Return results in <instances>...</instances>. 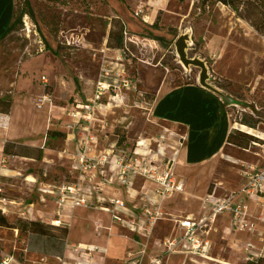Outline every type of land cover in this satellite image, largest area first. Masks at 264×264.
Segmentation results:
<instances>
[{
    "label": "rangeland",
    "instance_id": "374dc122",
    "mask_svg": "<svg viewBox=\"0 0 264 264\" xmlns=\"http://www.w3.org/2000/svg\"><path fill=\"white\" fill-rule=\"evenodd\" d=\"M144 1L155 9L163 7L158 16V28L146 24L140 17H133L136 0H30L34 17L23 15L21 23L0 39V96L12 97L8 123L13 143L17 145L13 149H26L33 154V157L6 155L0 149V171L23 168L25 172L30 170L36 180L31 185L23 176L0 175V199L4 198L0 200V207H10L4 212L0 210L10 223L33 217L44 221L48 227V234L39 235L0 226V264L3 259L8 262L28 260V264L31 260L56 262V256L64 248L67 235L44 216H36L37 208L41 214L48 208L47 202L41 200L44 195L39 188L45 183L71 178L63 138L48 134L60 127V119L55 117L61 114V109L87 103L99 79H105L106 84L115 80L119 83L117 93L105 89L101 99L102 111H106L109 123L107 136L99 133L104 138L102 144L117 137L119 141L128 138L132 141L140 140L137 137L141 135H145V139L155 135L160 124L153 121L150 114L149 98L158 80L170 75L171 84H199L201 67L185 65L178 56L175 40L180 35L185 38L186 57L203 61L206 84L219 89L215 91L220 93L232 125L254 121L257 134L249 136L236 127L232 145L220 158L188 168L186 192L173 198L172 205L190 211L197 203L195 196L203 195L209 187L213 189L216 182L233 187L241 185V163L263 165L264 145H254L251 140L263 141L260 137H264V35L220 0H167L164 6L156 0ZM20 2L14 0L15 6ZM140 3L144 2L136 5ZM153 13L156 15V10ZM122 19L128 23L127 28ZM111 29L121 30L123 47L108 46ZM153 35L163 38L157 40ZM110 41L112 43V39ZM42 75L46 81H42ZM124 76L133 78L130 87L122 85ZM43 92L51 95V112L46 106L35 105V98ZM247 147V151L243 150ZM37 149L42 150L39 158ZM254 150L263 156L253 155ZM176 169L184 172L183 165H177ZM13 198L34 201V207L27 212L26 207L6 201ZM22 210L25 214H20ZM214 236L215 256L221 260L231 256L237 263L244 264L237 249L229 251L219 234ZM28 252L36 255L25 254ZM199 260L190 257L186 262V256L180 255L170 263L223 264L217 260Z\"/></svg>",
    "mask_w": 264,
    "mask_h": 264
},
{
    "label": "built area",
    "instance_id": "2783aa9c",
    "mask_svg": "<svg viewBox=\"0 0 264 264\" xmlns=\"http://www.w3.org/2000/svg\"><path fill=\"white\" fill-rule=\"evenodd\" d=\"M143 11L144 6L140 4L133 10V14L142 16ZM108 76L105 71V77ZM41 79L47 80L43 75ZM132 82L130 76L122 78L125 87H130ZM118 87L119 83L115 80L106 84L105 79H99L94 95L87 103H76L71 108L63 109L69 117L65 127L75 136V148L71 152L65 150L71 160V178L57 183H45L39 188L44 197L50 195L53 200L54 217L50 222L62 225L60 217L65 205L102 209L110 215L109 225L105 226L109 236L113 234V225H117L128 231L120 233V236L137 243L136 250L127 251L123 264H163L166 255L178 251L207 256L211 249V225L219 215L227 214L228 232L248 235L244 242L246 262L264 256V157L261 166L248 163L241 165L239 174L242 183L236 194L224 195L213 201L205 197L202 204L209 205L205 215L200 218L173 216L165 210L163 201L166 196L184 189V179L175 174L173 164L177 152L187 142V135L181 129H171L160 124V130L147 139L119 141L116 135V139L102 144L104 138L99 133L106 137L109 123L105 118L106 111H102L101 99L105 89L117 93ZM35 105L38 108L46 106L51 112V95L48 92L41 93L35 98ZM168 149L170 154H167ZM138 179L150 181L152 190H136ZM116 185L124 189L123 197L116 195ZM88 188L98 192L95 198L87 191ZM110 192L112 194L106 197V193ZM238 194L241 199H235ZM0 208L3 212L6 210L4 206ZM24 213L21 211V214ZM163 218L172 219L183 229L181 233L171 232L166 235L160 253L151 255L149 239L157 221ZM102 227V223L98 222L96 231L99 232ZM137 230L143 233V238L133 235ZM71 247L74 252L85 254V257L66 260L65 256H58L57 264H104L95 262L93 253H105V248L83 243ZM7 263V259L2 260V264Z\"/></svg>",
    "mask_w": 264,
    "mask_h": 264
},
{
    "label": "crops",
    "instance_id": "0c3cea01",
    "mask_svg": "<svg viewBox=\"0 0 264 264\" xmlns=\"http://www.w3.org/2000/svg\"><path fill=\"white\" fill-rule=\"evenodd\" d=\"M140 1L144 2L145 5H147L146 7H144V11H143L144 13L142 16H135L132 11L133 17L136 18L140 17L141 20H143V22H146V24H152L159 16L160 10H164L163 7H159V8L156 7L155 9L152 6H150L148 3H146V1L144 0H136L134 6L136 7L137 2ZM156 1L157 3L163 4V6L167 2V0H156ZM14 8H15L14 0H0V34L5 30L7 25L12 20ZM155 10L157 12L156 15L153 13ZM143 22L140 21V23ZM123 23L127 28L128 23L124 22V20ZM128 29L130 28L128 27ZM134 29H138V27H135ZM169 81H170V75H165L161 77L156 83V85L153 87L149 98L150 101L149 111L153 117V121L168 126L171 129H177V128L181 129V131L187 135V142L177 152L173 164V170L175 174L184 179V189L183 191L174 192L166 196L163 201L164 208L168 213H170L173 216L189 215L190 217L200 218L201 216L205 215L209 210V205L207 203H205L204 205L202 204V200L205 197H208L210 201H213L218 197L224 195H228V196L234 195L239 190L240 185L238 186L236 185L235 187H233L232 185H228V184L223 185L222 181L216 182L213 189L209 187L206 189L203 195L195 196V198H197L198 200L196 205L190 211H186L185 209L176 206V204L172 205V199L186 192L185 177L188 168L190 166H198L204 164L205 162L215 161L216 158L221 157L222 152L229 145H232L231 137L233 134L232 132L233 125L229 118V112L227 111L224 102H222V100L220 99V95L218 93H216L215 91L209 88L203 87L198 83L188 82V83L171 84ZM44 112L46 113V111ZM11 113H12L11 111H9L8 113L0 112V149L1 150L6 143L9 142L13 143L14 141L12 139L11 130L8 123V119ZM55 118L60 119V127H57V129H55V131H59V134H53L49 136L60 135L61 138H63L64 141L63 145L65 150L68 152L73 151L75 148V136L71 130L65 127V123L69 120V117L67 116V114H65L64 110L61 109V114H59ZM252 129L254 128L252 127ZM144 136L141 135L138 136L137 138L144 139L143 138ZM260 138L263 141L251 140V143L255 142L253 143L254 145H258V144L264 145V137H260ZM128 140L131 141L129 138ZM133 141L134 139L131 142ZM43 146L44 143L40 148H43ZM248 148L249 147L243 148V150L247 151ZM167 154H170L169 149L167 150ZM261 154L262 153L258 150L253 151V155L263 156ZM70 163L71 160L69 158V165ZM179 164L183 165L184 167L183 173H179L176 169V166ZM0 175L7 178L8 177L16 178V175L23 176V178L29 181L31 185H33L34 182L36 181L33 173L30 170L25 172V169L23 168H21L19 171L10 168L1 169ZM30 178H33V180H30ZM114 188L116 195L119 197L120 196L123 197L124 189L117 185ZM144 188H146L147 190H152L153 185L150 181L147 180L143 181L142 179H138L136 182V190L143 191ZM218 188L224 189V191L220 192ZM87 191L93 194L92 196L93 198H95L96 194L98 193L97 191L91 188H88ZM111 194L112 192H110L109 194L106 193V197L110 196ZM235 199H241V195L238 194ZM41 200L47 202L45 204L48 206V208L45 209L42 214L39 213L41 210L37 208L36 216L38 217L44 216V219L50 222L54 217L53 200L50 195L48 196L46 195L45 197L42 196ZM11 201H14V203H10V204H17L26 207L27 212L29 210H32L34 207V201L25 202V200L22 198H17V199L13 198ZM4 207L6 210L10 208L8 206H4ZM254 210L257 213L259 212L257 208H255ZM4 215L7 216L6 214ZM60 219L62 225L67 227V234H66L67 238L61 254L57 255L56 257L65 256L66 260H68V258H73V257L80 259L82 257H85V254H82V252H74L71 247V245L73 244L83 243V244L99 246L102 249L105 248V253L98 251H95L93 253V260L95 262H103L104 264H123V261L125 260L127 255V251L136 250L138 248L137 243L134 240L125 239L122 236H120V233L124 231L126 232L128 231L125 229H121L117 225L115 226L113 225L112 227L113 234L109 236L108 230L106 229L105 226L109 225L110 215L108 212L102 209L86 208L82 206L71 207L69 205H65L64 208L62 209V214ZM98 222H101L103 225V227L99 232L96 231V224ZM182 229L183 228L177 225V222L173 221L172 219L163 218L158 220L156 225L154 226L153 232L149 239V243H148L149 253L151 255H156L160 253L164 237L170 234L171 232L181 233ZM228 229H229L228 215L227 214L219 215L210 228L209 237L211 240V249L207 256L202 257L195 254L192 255L178 251L166 255L163 259V264H172L170 263V260L175 256H180V255L186 256V262L188 259H190V257L191 258L196 257L198 259H201L199 261L202 262L203 261L206 262L205 260L207 259V261L217 260L223 264H239L236 262L235 258L231 259V256H227L226 258H223V260H221L214 255L215 240L213 236L216 234H219V239H223L225 241V243L228 245L230 249L229 251H234L235 249H237L241 253V256L243 257L244 264L247 263L244 254L245 253L244 242L248 238V235L234 231L228 232ZM133 235L136 236L137 238L144 237L143 233L139 230L135 231ZM25 254H35V253L28 252ZM27 261L28 260L17 259L8 262L7 264H28ZM57 263L58 261L51 263L45 261L43 263L40 262L39 260H31L30 264H57Z\"/></svg>",
    "mask_w": 264,
    "mask_h": 264
},
{
    "label": "trees",
    "instance_id": "16d2710c",
    "mask_svg": "<svg viewBox=\"0 0 264 264\" xmlns=\"http://www.w3.org/2000/svg\"><path fill=\"white\" fill-rule=\"evenodd\" d=\"M52 1L58 2L59 0H52ZM220 1L232 7L239 17L246 19L254 27L256 31L264 35V0H220ZM26 14L29 15L30 17H34V12L30 4V0H21V2L15 6L12 15V20L7 25L5 30L0 34V39H2L5 35H7L12 30H14L16 26L19 23H21L23 15ZM158 19L159 17H157V19L151 24V27L158 28L159 26ZM117 24L119 25V27L122 26L119 23V21L117 22ZM153 38L157 40H161L163 37L159 35H153ZM111 39H112V43L110 41ZM107 44L109 47H114V48L123 47V36L121 30L120 32H114L111 29L108 33ZM11 106H12L11 96L9 95L0 96V112L8 113L10 111ZM243 123L248 125L249 127L255 126L254 121L245 120L243 121ZM235 129L237 128L232 127V132H234ZM48 134L49 135L59 134V131L51 130L48 132ZM244 134H248V133L245 132ZM249 136H251L250 133ZM13 147H17V145L12 142L6 143L2 148L3 154L6 155L17 154L22 156L33 157V154L29 150L22 149L15 151ZM37 150L38 152L36 157L39 158L42 155V150L41 149H37ZM0 226L18 228L20 229V231H28L33 234H39V235L48 234V230H47L48 227L44 221L40 219L29 218V219H24L23 221H19L17 224H13L8 221L7 217L1 212V210H0ZM57 227L60 228L62 234L64 235L67 234V227L63 225H58ZM247 264H264V256H258L254 260L248 261Z\"/></svg>",
    "mask_w": 264,
    "mask_h": 264
},
{
    "label": "water",
    "instance_id": "95a60500",
    "mask_svg": "<svg viewBox=\"0 0 264 264\" xmlns=\"http://www.w3.org/2000/svg\"><path fill=\"white\" fill-rule=\"evenodd\" d=\"M175 46H176V50H177V53H178V56L180 58V60L185 64H193V65H198L201 67V72H200V75H199V84L206 87V88H209L213 91L215 90H219L217 89L216 87H208L207 84H206V68L204 66V63L203 61H201L200 59L198 58H188L186 57V54H185V50H184V47H185V38L184 36L180 35L177 37V39L175 40ZM216 93H218L220 95L219 92L215 91Z\"/></svg>",
    "mask_w": 264,
    "mask_h": 264
},
{
    "label": "bare ground",
    "instance_id": "6f19581e",
    "mask_svg": "<svg viewBox=\"0 0 264 264\" xmlns=\"http://www.w3.org/2000/svg\"><path fill=\"white\" fill-rule=\"evenodd\" d=\"M234 127H237L240 130L246 131L248 133H256V130L252 129V127H248L244 124H237V123H233ZM257 134V133H256ZM259 136V135H258ZM222 156V155H221ZM32 177V176H31ZM30 180H33V178H30Z\"/></svg>",
    "mask_w": 264,
    "mask_h": 264
}]
</instances>
